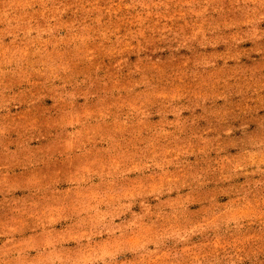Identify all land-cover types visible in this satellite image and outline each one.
<instances>
[{
  "label": "rangeland",
  "instance_id": "obj_1",
  "mask_svg": "<svg viewBox=\"0 0 264 264\" xmlns=\"http://www.w3.org/2000/svg\"><path fill=\"white\" fill-rule=\"evenodd\" d=\"M0 264H264V0H0Z\"/></svg>",
  "mask_w": 264,
  "mask_h": 264
}]
</instances>
